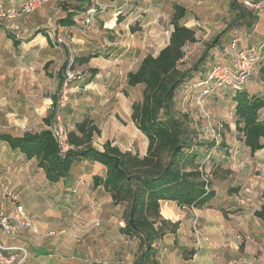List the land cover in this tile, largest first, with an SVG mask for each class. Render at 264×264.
Here are the masks:
<instances>
[{
  "label": "rangeland",
  "instance_id": "1",
  "mask_svg": "<svg viewBox=\"0 0 264 264\" xmlns=\"http://www.w3.org/2000/svg\"><path fill=\"white\" fill-rule=\"evenodd\" d=\"M263 1L254 0V6L258 5L252 8H248L245 5V2H250V0H237V3L252 11L259 12L258 16L263 19ZM65 2L66 0H49L27 16L11 19L0 17V133L20 135L25 131L38 132L42 129L50 128L45 125L44 120L47 117L52 102L51 97L55 96L57 99L56 111L61 116L63 124L65 120L63 119V113L66 108L70 109L74 106L84 109V112L76 118L80 119L83 114H88V116L94 118L92 119L93 122L95 120L104 122V126H107L110 133L114 132L115 126L113 124H116L117 127L128 135V141L120 142V140L118 142L121 149L130 148L134 153H138L142 149L140 138L135 135L136 131L131 126L130 130L127 131L129 129L126 127L127 123H125V120L119 114L115 113L120 108L117 100L121 96H126V104L128 100L133 102L140 101L143 86L139 85L131 89L124 84V77L128 71L136 69L140 62V56L145 54L155 55L166 44L168 33L171 30L170 17L173 13L172 9L170 11L171 4L172 6L175 3L183 4L186 8V17L184 16L181 23L194 26L197 29L196 42L187 44L184 47L185 57L180 65L181 69L190 68L194 65L205 52L208 44L214 39H218L219 42L216 47L209 50V53L215 55L216 58L207 60V70L213 65L227 66L230 64L231 57L227 54L226 48L233 33H239L242 36V41L239 43V48L242 51H250L252 47H255L253 44L259 41L264 42L260 37L256 39L254 37L256 36L254 31L256 24H254L250 31L246 30V32L245 29L247 28L245 26H234L235 13L231 11L230 0H171V3L165 7L166 14L169 13L170 15L168 14L166 19L159 20L157 24L150 23L147 25L148 28L145 31H138L137 35L141 37L139 42L129 43L122 47H114L108 45L103 40H100V42L97 40L96 46L90 48V51L106 52V55H102L101 58L99 57L98 64L106 63V67L102 69L103 73L106 74L108 72L107 77L110 74L114 76L116 74L115 78L110 79L105 77V79L104 77H99L95 79L90 72L91 69H88L89 65H79L74 60L71 69L78 78L66 84L63 82L61 88L58 90L57 74L59 69L65 62H69L71 53H74L76 57L79 52L74 42L75 33L85 35L90 31L95 21H93L91 27L86 32L73 30L69 36H64L61 29L62 26L58 22L65 16L60 5ZM74 19H78V17ZM156 25L161 29L155 34L152 27ZM37 32H41V34L43 32H51L55 37H58L62 42L60 50L55 49L51 43H49L50 48L45 46V42L40 36H37L31 43L30 39L35 37V33ZM8 34L20 42L17 48H14L11 42L5 40ZM154 38L158 39L155 44H153ZM150 39L151 41H148ZM119 50L123 51V53ZM130 50H138L139 54L138 52L132 53ZM119 54L120 57L118 58ZM260 54L261 60L264 61V49L261 50ZM106 57H110L111 62H106ZM96 62L94 60V64ZM259 65L258 61L254 64L252 75L248 78L245 88L256 90L261 87L257 82L260 78ZM121 87L126 88L129 93L124 89L121 90ZM125 92L127 95H125ZM229 92L231 91L224 90L221 93L219 92V98H215L216 95L200 97L199 88L195 87L194 82L192 83L191 81L190 84H187V88L185 87L181 93H178L176 109L178 112L188 115L190 119L189 126L196 130L199 138L220 142V138L226 136L228 139L238 140L237 131L233 123L232 104L229 95H227ZM60 101L62 102V107L59 106ZM261 117H264V110L261 112ZM53 123L52 121V125ZM65 130H70V126L66 125ZM235 145L238 151L243 149L239 142L235 143ZM5 148L1 145L0 151H3ZM243 152V157L242 155L240 156L241 159L234 158L232 161L237 163L233 170H229L231 175L234 174V176L227 178L228 181L230 179L231 181L217 183L215 186L218 194L215 205H224V209L218 211V207L210 211V215L214 217L212 219V226H218L219 223L227 225V232L229 234L227 242H232L237 247L234 249L236 254L233 255V251L227 252L228 258H224L226 260L224 264H229L233 261L240 262V264H246L247 262L264 264V223L253 215V212L260 208L264 202V150L256 152L253 155L249 151ZM13 171H18V168ZM28 172L30 174L28 182L31 188V182H40L39 172H31L29 166ZM14 175L15 179H12L13 185L22 182V180L20 181L18 172H15ZM257 176L259 178H256ZM235 177H237L233 186L235 191L229 193L231 197L227 198L224 193L226 188L224 185L232 184ZM11 193L16 196L13 191ZM31 194L34 193L31 192ZM42 194L43 192L41 191V197ZM65 199L67 200L61 203V206L66 205L65 208L67 209H65V213L69 215L75 214L79 209L71 207L67 196ZM227 200L230 202L228 203ZM51 201L49 197H42L39 204L44 207L46 206L48 210L52 211L55 204ZM94 203H96L94 200L88 201L87 205H83V209L79 214L89 212L93 215L92 212L95 211L92 210L91 205ZM95 206L98 208L99 205L96 203ZM30 209L33 213H37L35 202H30ZM86 209L88 211H85ZM184 210L192 214L191 228L193 220L196 219L197 221L196 227L199 233L198 238L196 239L195 237L197 255L194 256V259L196 260L203 249V245L207 244V246L212 245L214 247L216 244H219V237L217 234L212 237L210 233L204 232V224L202 225L200 221V215H196V209L188 208L189 211ZM24 211L30 217L35 232H31L30 230H23L21 232L29 231L30 234L41 236L43 240L50 242V245L47 247L50 252H55L54 249L58 244L59 238L64 237V240L61 239L60 244H63L65 252L68 253L63 255L66 261H62V264H67V259H71V256L74 257L71 260L77 264H132L136 256L140 254L137 239L135 238L130 241L120 240L115 233V227L105 237L100 236V238H97V235H93L87 238V234L78 228L77 226L79 225L77 224H73V227L64 228L48 219L42 223L43 230H40L34 223L33 214L28 212V210L26 211V209ZM117 213L119 216H123L121 209ZM92 226L94 228L100 227L95 222L92 223ZM61 230H64V233L58 234ZM21 232L18 235H21ZM193 235L195 236L194 233ZM175 246L177 245L172 243L171 239L166 238L163 241L162 238L161 243L157 241L154 248L165 250L168 253L173 251L176 253ZM72 249H77L78 253L73 255ZM120 250H122V253L118 257L117 252ZM91 251H95V253H91ZM56 255L55 258H58L59 255Z\"/></svg>",
  "mask_w": 264,
  "mask_h": 264
},
{
  "label": "trees",
  "instance_id": "2",
  "mask_svg": "<svg viewBox=\"0 0 264 264\" xmlns=\"http://www.w3.org/2000/svg\"><path fill=\"white\" fill-rule=\"evenodd\" d=\"M89 5L90 2L69 11L62 4L66 15L58 24L62 27L72 25L77 12L82 14ZM229 5L235 13L234 26L253 28L258 20V12L238 4L237 0H230ZM185 14L184 7L177 4L173 6L170 19L172 31L167 45L155 56L146 55L137 69L128 72L125 77L127 87L143 86L140 101L131 105L130 119L147 139L145 155L123 152L109 140L102 144L101 151L97 150L93 141L101 132L89 118L76 122L74 129L67 131L71 148L64 154L59 152L50 128L38 132L25 131L20 135L0 133V143L19 152L27 161L34 160L49 184L68 178L73 165L80 162L90 161L102 165L106 170L104 178L95 176L93 185H101L112 204L123 207V227L120 232L127 238H136L140 248V254L133 264H159L156 259L157 248H154L156 242L167 234H175L179 227L178 222L172 223L162 217L160 204L174 202L181 208H209L216 195L213 181L225 171L211 157L224 146L214 140L199 138L196 130L189 126L188 115L176 109L178 89L187 87L191 81L196 82L208 73L210 68L207 70V60H211L209 50L219 42L214 39L194 65L181 69L185 57L184 47L196 42V30L181 23ZM38 34L41 32L35 33ZM41 35L47 38L45 32ZM7 39L14 48L20 45L9 34ZM91 58L75 57L74 60L87 63ZM65 67L66 63L57 74L58 90L63 84ZM90 72L94 77L96 70ZM259 73L264 84V67L259 68ZM51 100L44 120L47 127H51L57 107L56 97L52 96ZM232 102L235 130L253 155L264 148V119L259 116L264 109V95L253 94L244 85L243 89L234 92ZM253 215L264 222V204ZM193 255L192 250L182 251L185 260L191 259Z\"/></svg>",
  "mask_w": 264,
  "mask_h": 264
},
{
  "label": "crops",
  "instance_id": "3",
  "mask_svg": "<svg viewBox=\"0 0 264 264\" xmlns=\"http://www.w3.org/2000/svg\"><path fill=\"white\" fill-rule=\"evenodd\" d=\"M23 1L24 0H0V4L3 5L5 8L19 9ZM91 1L92 0H66V2L62 4H65L67 9L69 11H72L77 6L85 5L88 2L91 3ZM100 2L107 7V10L96 17L88 33H86L85 35L80 33H75L74 35V42L76 43L77 49L79 51L76 57L82 58L86 56H92V58L87 63L77 62V64L79 65L87 64L89 65L88 69L96 70V74L94 76L95 79L99 77L105 78L107 77L106 75H108V72L104 74L102 71V69L106 67L105 65L106 63L98 64L99 57L101 58L102 55H106V52L103 53L99 51L96 52L92 50L90 51V48L92 46H96L97 40H99L98 42H100V40H103L108 45H112L114 47H118V46L122 47L123 45H127L129 43L132 44L139 42L141 37L137 35L138 31L139 32L145 31L146 28H148L147 25H149L150 23L157 24L159 20L166 19L169 13L167 12L168 14H166L165 7L168 6L169 3H171V0H100ZM263 3L264 1L262 2V4ZM175 4L184 7L183 4H178V3ZM175 4H173V6ZM173 6L172 4L170 5V11L171 9L173 10ZM63 12L66 15V12L64 10ZM79 14L80 12L79 13L77 12L74 18L78 17ZM255 24H256L254 30L256 35L254 36L255 39L257 37H260L262 40H264V18L262 19V17L258 16V20ZM183 25L195 29L197 34V29L194 26H190L188 24H183ZM152 28L153 31H155V34L159 32L161 29L158 25ZM246 30L250 31L251 29L247 28L245 29V32ZM171 31H172V26L170 32L168 33L166 44L169 41V36ZM37 36H40L45 42V46L50 48L49 40L46 37L42 36L41 34L32 37L30 39L31 40L30 42L32 43ZM5 40L11 42L9 39H7V37ZM148 41H151V39ZM157 41L158 39L154 38L153 44H155ZM166 44L164 46H166ZM253 46L255 47H252L251 50H255L258 55V62L260 63L259 68L264 67V61L261 60L262 58L260 57L261 50L264 49L263 48L264 42L259 41L258 43L253 44ZM119 51L123 53V51L121 50ZM130 52L132 53L138 52L139 54L138 50H130ZM120 54L117 56L118 58L120 57ZM145 56L146 54L140 56V62ZM109 58L110 57H106L107 60L106 62L108 63L111 62ZM215 58L216 56L211 54V60ZM94 60L97 61L95 64H94ZM112 74L114 73L112 72ZM115 76L110 74V76H108L107 78L111 79V78H115ZM257 82L259 83V85H261V87L257 88L256 90L253 88L252 89L246 88V89L250 90L253 94L264 95V84L261 81V77L258 79ZM138 86L139 85L131 89H134ZM184 88L185 87H181L180 89H178L176 94V99L178 93H181ZM123 89L127 93H129V91L126 88L121 87V90ZM126 92L125 95H127ZM220 93H218L215 98H217L218 95H220ZM227 95H229V99L233 109V116H234V104L232 102V97L234 95V92L233 93L229 92V94ZM125 97L121 96L117 100L120 108H118V110L115 113L119 114V116H121V118L125 120V123H127L126 127L129 128L127 131L130 130V126L136 131L135 135L138 138H140V142L142 144L141 145L142 149L139 150L138 153L140 156H143L145 155L147 148V139L140 131L137 130V128L131 121L130 114H131V105L133 101L128 100L126 104ZM263 110L264 109L260 111V115H259L260 119H264V117H261V112ZM83 112L84 109L77 108L74 106H72L70 109L66 108L65 112L63 113V119H65L63 126L64 125L70 126V130L68 131H71L74 129V124L76 122H79L84 118H89L91 120L94 119L92 116H88V114H83V116L80 119L76 118L77 116H80ZM94 123L98 126L101 132L100 136L95 137L93 141V145L97 150L101 151L102 144L105 141L109 140L112 142L113 145L118 146L121 151H130L134 153V151H132L130 148L121 149L118 142L120 140H121L120 142H123L125 140L128 141V135L119 127H117L116 124H113L115 126L114 132L112 131L110 133L108 131L107 126H104L105 125L104 122L101 121L98 122L95 120ZM236 135L238 140L228 139L226 136L220 138V142L218 143H221V145L224 146V148L213 153L211 157H214L215 160L221 164V168L224 169L225 171L224 173L223 172L220 173L221 176L213 181V190L215 191L216 195H215V199L211 201L210 207L202 210L196 209L197 211L195 212L196 215L197 214L200 215V219H201L200 221L202 222V225L204 224V232L206 231L210 233L212 237L213 235L216 236L217 234L219 237L218 238L219 244H216L214 247L209 244H208L209 246H207V244L203 245V249L201 250L200 254L198 255V258L196 259L197 262H195L196 260L194 259L195 258L194 256L197 255L196 253L197 249L195 248V236L193 235L191 228V219H192L191 212H186L184 209L189 211L188 208L178 207L174 202H162L160 204V214L162 215V217L166 220L171 221L172 223L178 222L179 227L175 234H167L163 237V241L166 238H169L171 239L172 243H175L177 245L175 246V251L177 252L174 253L173 251L168 253L165 250L157 249L156 259L158 260L159 264H224V262L226 261L224 258L225 257L228 258L227 256L228 251L229 252L233 251L232 252L233 255L236 254L234 250L237 248L236 244L232 242L229 243L227 242V240H229L227 225L223 223H219L218 226L216 225L212 226V219L214 217L210 215L211 214L210 211L213 208L217 209L219 207V209H224L223 208L224 205L223 206L221 204H219V206L215 205L216 199L218 198L217 197L218 194L215 189V186L217 185V183L231 181V179L228 181L227 178L229 176H234V174L231 175V172L229 170L230 169L233 170V168L236 167V163H237L232 161L234 160V158L241 159L240 156L242 155L243 157V153H244L243 151H249L248 148H246L243 145L241 137L237 133ZM237 142H239V144L242 146L243 148L241 149V151L243 150L242 152L237 150L235 145V143ZM1 145L3 146V148L6 147L7 149L5 148L3 151H0V213L3 212L4 214L7 215L11 214L14 211L16 205H21L24 209H26V211L28 210V212L33 214L34 223L36 224V227L39 228L40 230H43L42 223L49 219L55 222V224L61 225L64 228L69 226L73 227L74 226L73 224H77L79 225L77 227L87 234L86 235L87 238L93 235H97V238H100V236L105 237L115 227V233L120 238V240L130 241L132 239H135V238L132 239L127 238L125 235H123L120 232V229L123 227V217L121 215L119 216L117 212L120 209L123 212V207L119 205L118 206L113 205L110 196L104 191L101 185L97 187L93 185V178L95 176L99 178H104L106 170L102 165L90 161L80 162L78 164L73 165L68 178H66L65 180H61L55 184H49L47 181H45L42 171L36 167V163L34 160L27 161L24 158V156H22L19 152L10 150L5 143H0V147ZM262 150H264V148ZM225 151H227L228 154L225 155ZM28 166L31 168V172H35V173L39 172L38 174L40 178L39 183L35 182L37 184L31 182L32 184L31 188L29 187L30 183L28 182V178L30 175L28 172ZM16 168H18V171H13ZM15 172L19 173V178L20 181L22 180V182L13 185L12 179H15V175H14ZM236 178L237 177L233 179L232 184L224 185L226 187L224 193L227 196V198L231 197L229 193L235 191L233 189V186H234V182L236 181ZM256 178H259V176H257ZM4 188H7L10 192L13 191L16 194V196L19 198V200L18 198L16 202H10L9 200H7L4 204H2L1 195H2V190ZM41 191L43 192L42 194L43 198L49 197L52 200L51 202L55 204L52 211L48 210L46 206L44 207L43 205L41 206L39 204L40 201L42 200V197L40 196ZM31 192L34 194L30 195ZM66 196L70 201L71 207L73 206L74 208L79 209L78 211L75 212V214L69 215L65 213L66 212L65 209H67L65 208L66 205L61 206V203H64V200H67L65 199ZM90 200L96 201L97 205H99L98 208L95 207L96 210L95 212H92L93 215H91L89 212L86 214L84 213L79 214V212L82 211L83 209V205H87V202ZM30 202L31 203L35 202L37 213H33L32 210L30 209ZM227 202L229 203L230 201L227 200ZM263 204L264 202L261 205ZM85 211L88 210L86 209ZM93 222H95V224L98 223L100 227L94 228L92 226ZM56 228L59 229L58 227ZM59 233L63 234L64 230H61L60 232H58V234ZM0 238L6 245H14V246L25 245L27 247L29 251V258L25 261L24 264H62L63 263L62 261H66L63 255L67 254L68 252H65V248H63L62 246L63 244H60L61 239H63L64 237L59 238V241L57 242L58 244L54 249L55 252H50L47 249V247L50 245V242H48L47 240H43L41 236H34L33 234H30L29 231L21 232V235H18L17 237L11 239L6 238L0 234ZM159 243H161V241H159ZM184 250H192L194 252L193 257L188 260L183 259L182 251ZM71 251L73 252V255H75V253H78L77 249H72ZM91 253H95V251H91ZM121 253L122 250L118 251L117 256L119 257ZM56 254L59 255L58 258L57 257L55 258ZM71 259H74V257L71 256ZM71 259H67L68 261L67 264H77ZM133 263L134 262H132V264Z\"/></svg>",
  "mask_w": 264,
  "mask_h": 264
},
{
  "label": "built area",
  "instance_id": "4",
  "mask_svg": "<svg viewBox=\"0 0 264 264\" xmlns=\"http://www.w3.org/2000/svg\"><path fill=\"white\" fill-rule=\"evenodd\" d=\"M49 0H24L19 9L5 8L0 4V17L1 18H16L27 16L34 10L40 8L43 3ZM255 2H245L248 8L257 7L254 6ZM107 7L103 5L100 0H92L88 8L78 16V19H74V23L70 26L61 27L63 35L69 36L73 30L80 32H86L91 27L93 21L99 14L104 13ZM46 36L50 40L52 46L60 50L61 40L55 37L51 32H46ZM242 41V36L239 33H234L226 52L231 57L229 65H213L210 67L208 73L194 82L195 87L199 88L200 97H208L212 94L222 92L224 90H232L233 92L243 89L249 76L253 72L254 64L258 61V55L255 50L242 51L239 48V43ZM74 53H71L69 62L66 63L64 71V83H68L74 80L76 74L72 71L71 66L74 61ZM60 101L59 106L62 107ZM53 125L50 130L52 136L59 147V152L64 154L71 148L68 144L67 131L65 130L61 116L58 112H55L53 119ZM10 200L16 202V196H14L7 188L2 191V204L5 201ZM95 204V203H94ZM91 205L93 211H95V205ZM193 233L196 239L198 238V228L196 227L197 221L193 220ZM96 225H99L96 223ZM23 230H30L35 232L30 217L25 213L21 205H16L14 211L11 214L0 213V234L6 238H15ZM29 258V251L25 245H6L0 238V264H24ZM229 264H240V262L233 261ZM246 264H254L247 262Z\"/></svg>",
  "mask_w": 264,
  "mask_h": 264
}]
</instances>
